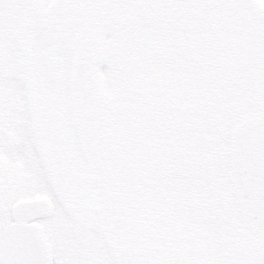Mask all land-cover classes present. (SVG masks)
I'll return each mask as SVG.
<instances>
[{
    "label": "flooded vegetation",
    "instance_id": "af4514ba",
    "mask_svg": "<svg viewBox=\"0 0 264 264\" xmlns=\"http://www.w3.org/2000/svg\"><path fill=\"white\" fill-rule=\"evenodd\" d=\"M123 1L128 2L126 12L137 13L151 1L149 10L167 18L160 23L166 30L177 26L175 11L183 19L187 16L189 22L180 25V44L189 48L188 62L200 67L192 77L185 59L179 76L167 72L168 79L158 82L160 94H152L151 85L147 93L141 91L147 96L140 94L137 102L140 116L133 130L138 141L131 155L135 165L129 164L127 148L118 151L109 143L110 129L113 136L115 130L101 77L104 60L113 63L107 45L114 51L120 46L119 57H113L120 64L126 61L127 45L139 49L137 20L121 17L120 34L102 31L111 24L104 17L99 28L90 33L87 29L88 21ZM85 2L86 12L76 0H0L7 21L4 26L0 20V215L5 211L7 216L0 218V229L14 221L15 204L38 200L46 208L36 211L34 222L44 227L53 264H128L129 257L142 264L198 261L203 248L188 249V237L159 235L164 225L156 220L162 217V210L172 217L170 211L185 207L187 188L171 183L189 172L187 182L195 185L196 178L202 186L198 198L189 193L197 204L188 209L193 207L198 214L203 209V214L211 208L217 223L231 236L237 230L244 233L242 239L252 235L241 245L242 253L251 256L264 233L255 230L244 214L232 143L240 125L264 120V2L256 0L250 11L231 0H172L168 6L159 0ZM162 6L168 11L163 13ZM205 14L233 18L238 25L232 33L237 37L233 53H226L203 30L195 29ZM81 27L82 39L76 44ZM239 31H245L247 37H241ZM106 32L108 44L103 42ZM113 33L119 36L118 42H113ZM157 34V39H153L156 34L149 36L159 45L154 49L163 50L169 40L163 42L161 33ZM24 77L26 90L16 94L14 81ZM192 79L200 84L198 89H191ZM213 134L215 168L207 172V161L200 160ZM172 135L182 137L181 150L175 156L163 143ZM147 140L157 142L150 151L143 149ZM211 178H215L214 188H209L207 179ZM161 182L167 188L157 191L155 185ZM26 187V196L7 207L1 203L6 194ZM154 195L166 207L151 200ZM208 195L215 196V208L208 207ZM46 198L53 203L50 212ZM28 216L31 222V213ZM60 217L67 218L66 224L57 220Z\"/></svg>",
    "mask_w": 264,
    "mask_h": 264
},
{
    "label": "rangeland",
    "instance_id": "374dc122",
    "mask_svg": "<svg viewBox=\"0 0 264 264\" xmlns=\"http://www.w3.org/2000/svg\"><path fill=\"white\" fill-rule=\"evenodd\" d=\"M75 0H71L74 2ZM80 7L86 12L83 5H86L85 0H76ZM166 6L172 4V0H159ZM176 1V0H174ZM235 5L243 6L242 9L249 11L255 9L256 0H231ZM264 2V0H260ZM152 2H145V9L142 13H137L136 11L126 12L125 8L128 5V2L123 1L121 3L116 4L114 7L108 8L107 12H102L99 14L96 20L88 21L87 29L88 32H92L93 28H99L102 24L99 22L101 17H104L106 20L110 21L111 24L107 27L104 26L102 31L105 32L107 30H113L116 34H120V28L122 26L121 17L125 19H131L133 21L137 20L138 26V37L141 40L139 49L135 48V45L130 46L127 45V55L126 61L121 60L117 62L113 57H119L120 54V46L117 44L115 51L112 49V45H107L108 51L107 56L111 58L113 63H110L107 59L103 62V74L101 77V82L103 85V94L108 103V116L110 123L113 122V127L115 130V136H113V131L110 129L111 138L109 143L118 151H123L126 148L130 152V161L129 164L135 165V159L131 160V155L135 153V146L137 145L136 134L133 130V127L139 122V109L137 107V102L139 101L140 94L143 96H147V93L150 89V85L152 87V94H160L158 90V82H161L162 79L166 78L164 74L169 72L170 74L175 73L176 77L179 76L180 71L182 70V66L180 63L186 59L185 64L188 65L186 67L187 72H192V77H195V73L200 67H195V62H188V53L189 48H185L180 44V38L182 37L183 27L180 26L184 23L189 22L187 16L183 19L181 15H179L176 11L174 13V17L177 22V26L174 29H163L160 23H166L167 18H163L162 15L158 16L155 12L149 10V6H151ZM3 7H0V20L1 24L6 26L7 21H5L6 12H2ZM177 9V7H176ZM161 11L164 13L168 11L164 6H162ZM170 17L171 13H168ZM112 17V20L109 17ZM83 14H80V23L82 24ZM199 22H196L198 24ZM201 25L199 28V33L203 30V33L208 35L211 38L217 47L221 46L224 48L226 53L231 54L235 49V42L237 41V37H235L233 33V29L238 26L232 17L222 16L220 18L211 17L209 14H205L201 21ZM194 25V21L192 20V26ZM241 26V24L239 25ZM244 26H247L246 24ZM82 27L79 29L77 35H75V43L77 44L82 39L81 32ZM225 31V33H223ZM115 33L112 34L113 42H118L119 36ZM157 33H161V37L163 38V42L168 41L167 45L163 48V50L154 49L159 45L157 43L153 44V41L150 38V34H156L153 36V39H157ZM241 37L244 39L247 37L245 31L238 32ZM202 35V34H201ZM109 34L106 32V37L103 40L104 43L108 44L109 42ZM173 38V40H172ZM171 39V41H170ZM133 44V41L131 45ZM200 48V46L198 45ZM167 50V51H166ZM196 55L199 57L200 52L198 50L195 51ZM112 55V56H111ZM199 62V61H198ZM124 63V64H123ZM123 64V65H122ZM189 64H191L189 66ZM108 71V74L104 76V71ZM188 75V74H187ZM14 77L13 75H11ZM27 78L15 79L14 81V91L16 94H20V90L25 89L28 82ZM212 79H215V76H212ZM192 88L198 89L200 84L197 83L194 79H192ZM3 82L0 81V88L2 89ZM0 89V94H1ZM12 89V88H11ZM188 89H190L188 87ZM142 91V92H141ZM137 93V94H135ZM181 136V135H179ZM177 135H172L170 138L165 139L163 142L165 147L168 148L173 156L176 155L178 150H181L182 137ZM188 136V135H187ZM188 136L189 140L192 138ZM215 134H213V139L210 141V145L207 150L202 154L200 161H207V172L211 167L215 168V159H216V146L214 143L216 142ZM143 146L145 151H150L152 148V143H157L156 141H149ZM189 141L187 142V144ZM160 147V144L157 145ZM156 152L160 153L161 149L155 147ZM200 157V156H199ZM193 176V175H192ZM189 177L188 174H183L178 179L173 181L171 184H177L179 187L187 188V200L184 202L185 207L177 208L174 211H170L169 213L172 217L167 216L168 210H162L159 214L162 216L158 219V223L163 224L164 227H161V234L164 236H176L177 238H185L188 237V242L186 246L190 250H197L199 247L203 248V252L198 254V261L207 262L210 260H220L223 259L228 253L226 248L224 247V242L231 239V232L224 231L223 227L220 226L216 221L215 210L211 208H207V211L202 214L203 209L200 210V213H196L193 207L188 209L189 206H195L197 204L196 201H192L189 199V193L192 196L198 198L200 194L201 184L200 181L196 180L195 185H191L187 182ZM194 177V176H193ZM191 177V180L192 178ZM43 180V179H42ZM209 188L215 187V178L207 179ZM44 182V181H43ZM28 183H26V186ZM47 185V183H46ZM157 191H164L167 188V185L162 182L155 185ZM171 187H169L170 189ZM173 190V189H170ZM27 187L23 190H14L15 194L8 193L5 195V198L2 200V204L7 207L8 203L13 202L17 198L26 196ZM174 195L172 192L171 197ZM205 195H201L202 203L204 202ZM157 205L166 207L165 202L158 195H154L151 197ZM189 204L188 206L186 204ZM202 206V205H201ZM213 206L215 208V196L208 195V207ZM204 207V206H202ZM150 214L149 212H147ZM166 217V218H165ZM1 219L7 218L5 211L0 215ZM169 218V219H167ZM67 219V218H66ZM66 219L60 217L57 219L61 224H66ZM169 224V225H167ZM167 225V226H166ZM252 235H248L245 239H240L237 243L241 248L244 240L247 238H252ZM200 240V241H199ZM264 242V238L262 239ZM257 244V243H256ZM223 249L221 250V248ZM259 247V246H258ZM242 251V250H241ZM122 259V258H121ZM134 258H130L128 260V264L133 262Z\"/></svg>",
    "mask_w": 264,
    "mask_h": 264
},
{
    "label": "water",
    "instance_id": "95a60500",
    "mask_svg": "<svg viewBox=\"0 0 264 264\" xmlns=\"http://www.w3.org/2000/svg\"><path fill=\"white\" fill-rule=\"evenodd\" d=\"M39 207L37 202H20L14 206L15 222L0 231V264H52L51 245L43 227L28 223L25 217L29 210Z\"/></svg>",
    "mask_w": 264,
    "mask_h": 264
},
{
    "label": "snow or ice",
    "instance_id": "6c2138e0",
    "mask_svg": "<svg viewBox=\"0 0 264 264\" xmlns=\"http://www.w3.org/2000/svg\"><path fill=\"white\" fill-rule=\"evenodd\" d=\"M244 235L243 232L237 230L233 232L230 240L224 242L227 255L220 260H210L207 262L195 261L191 259H178L175 261L162 260L158 264H264V242L259 244L254 256L243 254L238 245V241ZM130 264H142V262L133 261ZM151 264H157L153 261Z\"/></svg>",
    "mask_w": 264,
    "mask_h": 264
}]
</instances>
